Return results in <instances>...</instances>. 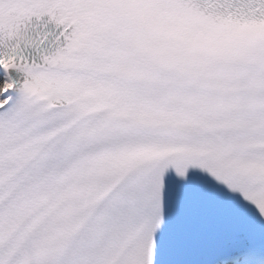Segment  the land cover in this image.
Segmentation results:
<instances>
[{
	"label": "snow or ice",
	"instance_id": "6c2138e0",
	"mask_svg": "<svg viewBox=\"0 0 264 264\" xmlns=\"http://www.w3.org/2000/svg\"><path fill=\"white\" fill-rule=\"evenodd\" d=\"M0 264H264V0H0Z\"/></svg>",
	"mask_w": 264,
	"mask_h": 264
}]
</instances>
